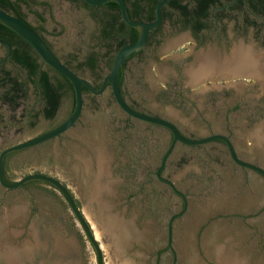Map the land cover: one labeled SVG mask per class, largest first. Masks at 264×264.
<instances>
[{
	"label": "rangeland",
	"instance_id": "1",
	"mask_svg": "<svg viewBox=\"0 0 264 264\" xmlns=\"http://www.w3.org/2000/svg\"><path fill=\"white\" fill-rule=\"evenodd\" d=\"M28 2L26 18L34 26L40 25L36 14L45 18L43 35L53 53L92 84L102 82L110 70L108 59L115 54L114 45L99 36L102 11L84 8L75 0ZM169 27L165 23L157 33L158 43L123 67L125 101L172 121L187 138L224 134L240 159L264 168V149H254V131L264 123L260 85L232 77L231 84L242 85L214 89L183 79L176 55H185L189 43L184 40L181 47H169L173 36ZM89 57L96 59V68L85 64ZM10 71L16 78H25L17 67ZM24 89L25 96L15 108L0 105V148L47 132L70 116L73 98L69 93L63 94L54 115L46 118L36 88L25 81ZM174 95L183 98L170 101L168 96ZM170 139L164 129L128 120L110 90L101 97L84 94L82 116L74 129L16 154L8 165V177L14 182L42 173L61 181L90 225L103 264H172L167 224L182 210V199L155 176ZM98 155L103 158L101 172L96 167ZM161 174L185 194L189 205L185 215L172 222L176 264H221L208 241L210 232L220 229L232 239L233 254L242 252L248 264H258L264 253V179L260 175L233 165L225 147L217 142L198 148L178 146ZM212 201L230 202L236 210L214 212L208 207ZM0 213L1 232L8 229L14 238L9 245L15 250L23 247V252L2 249L0 258L21 256L19 264L24 260L29 264H97L92 244L63 196L52 187L38 183L10 191L0 186ZM111 219L121 220L128 231L136 232L137 238L127 242L124 250L114 245L108 230ZM28 248L35 250L31 256L25 253Z\"/></svg>",
	"mask_w": 264,
	"mask_h": 264
},
{
	"label": "water",
	"instance_id": "2",
	"mask_svg": "<svg viewBox=\"0 0 264 264\" xmlns=\"http://www.w3.org/2000/svg\"><path fill=\"white\" fill-rule=\"evenodd\" d=\"M83 1L86 4L90 6H94V7L104 5L107 2L117 3L120 8L121 20L124 23H126L128 26L137 29L139 32V36L136 41L127 43L117 50L114 56L113 64L108 74H106L103 77L101 85L98 89H95L93 84L89 80L79 76L70 67L64 64L53 53V51L48 47V45L44 42V40L37 34V32L33 28H31L29 25H27L25 22H23L19 18L13 16L12 14L0 8V24L9 28L14 33H16L19 37H21L24 41H26L35 51L37 56L40 58L41 62L44 65L50 67L53 71H55L56 73H58L65 79H67L71 83L73 90H74V109H73V112L70 114V116L64 122H62L61 124H59L58 126L54 127L53 129L47 132H44L30 139L13 144L12 146L5 148L0 153V186L10 191H16L29 182L38 181V182L46 183L50 187L59 191L60 194L65 199V201L67 202V204L69 205V208L72 210L73 214L75 215L86 237L92 244L96 252L97 264H103V253L100 248V245L96 241V238L94 236V233L92 232L90 225L86 221L82 211L76 204L68 188L58 179L52 176H49V175L42 174V173L29 174V175L22 177L21 179L17 181L8 183L4 180L2 162H3L4 156L10 152L25 150L31 147L39 146L41 144L52 141L64 134L71 132L82 116V112L84 108L83 89H86L90 95L96 96V97H101L105 94L107 90H110L113 101L115 105L117 106L118 110L122 114H124L127 118L134 120L136 122L142 123V124H149V125H153L156 127H160L166 130L170 135L171 141L166 146L165 150L163 151L160 163L158 165V168L155 171V176L157 177L158 180L169 185L171 190L174 193H176L178 196L182 197L184 201L183 209L180 210L179 212L174 213L169 218L168 224H167V244H168L169 250L173 254L172 264H176V252L174 251L171 245L172 222L174 219L185 215L189 205H188V201L186 199L185 194L182 191H180L171 180L161 175V172L163 171L167 161L169 160L174 150L178 146H183L185 148H191V147L196 148V147H202L204 145H207V144H210L216 141H220L226 145L228 156L230 160L233 162V164H235L236 166L251 170L254 173L260 175L263 179H264V168H262L261 166L257 164L240 159L236 153L234 144L232 143L231 139L224 134L215 133V134L205 135V136H202L196 139L187 138L181 133L178 126L174 124L172 121L166 118L160 117V116L139 112L133 109L132 107H130L128 103L125 101L122 95V92H121V88H120L119 73L121 69L124 67V63L126 59L132 53L141 51L146 45L150 32L156 29L161 24L162 22L161 10L167 4L169 0H159L158 1L155 7V18L153 21H149V22L130 19V17L128 16V9H127L125 0H83ZM186 71L187 69L185 70V76L186 78H188ZM232 77L243 78V79L248 78V79L253 80L254 83L258 84L253 76L246 74V73L239 74V75L232 76ZM232 77H229V76L226 77V81H229ZM259 91L261 93H264V91H262L260 88H259ZM260 134L261 136H260L259 141L255 139L254 137V140H255L254 149L262 152L264 149V129ZM94 151L95 153H97L96 151L98 150L95 149ZM96 160H97L96 167L98 171L99 172L103 171L104 166L98 161L97 158ZM95 192L99 194L100 190H98V187L95 188ZM208 207L210 208V210H213L214 212L219 211V210L221 212L236 210L235 205L233 206L230 202L218 203V202L212 201L211 203H209ZM112 220L119 223V227L121 228L120 229L121 231L118 230L119 228H115V229L118 230L117 232L119 233V235H122V236L126 235V239L128 243L129 241H132L135 238H137L136 232H134L132 229L128 231V229L125 227L126 224L124 222H122L121 220H117V219H111V223H113ZM262 239H263V244H264V233H263ZM236 254L237 255L241 254L240 256H243L242 252H239ZM214 256L217 262L221 264H229V263H226L220 260L217 254H214ZM262 256L264 257V253H260V260L261 259L264 260ZM260 260L258 261V264L261 263Z\"/></svg>",
	"mask_w": 264,
	"mask_h": 264
},
{
	"label": "flooded vegetation",
	"instance_id": "3",
	"mask_svg": "<svg viewBox=\"0 0 264 264\" xmlns=\"http://www.w3.org/2000/svg\"><path fill=\"white\" fill-rule=\"evenodd\" d=\"M170 1L173 2V4H169L168 1L167 4L162 8V22L156 29L150 32L146 45L142 50L158 43L157 33L161 31L165 23H168L170 25L169 30L173 34L169 47H181L183 46L181 43L184 40H187L189 43L186 51L187 55H176L178 63L181 64V68H183L181 72L183 79H186L185 70L191 68L192 65L193 67H197L199 61L201 59L203 60L206 55L207 57H211V60H213L214 64L217 66L225 63L227 60L231 61L233 48L240 44L251 47L255 54L257 52H261L264 55V0ZM10 2L12 5L6 7L5 10H2L12 14L17 18H20V20L33 28L51 49L43 35V32L45 31V27L43 26L45 18L41 14H36L40 25L34 26L30 24L26 18L25 8L29 6L28 0H10ZM32 3L34 2L32 1ZM79 4L81 5L82 3ZM185 10L187 11L186 13ZM0 34V48L2 50V54L0 55V105H3L1 96L5 88L2 86V83L4 80L9 81L8 78H6L7 74H9L11 77H14L10 71L12 68L17 67L25 74V78H17L18 81L23 84L22 91L19 92L20 97L17 102L25 96V81H27V83H31V85L35 87L36 79L34 82L28 79L26 69L13 57V51L18 48L21 55L29 56L32 59L36 57V54L32 47L17 34H11L5 30H2ZM216 61H218V63ZM38 62L40 63V68L41 66H45L41 62L40 58L38 59ZM214 77L215 76H211V78L201 77L195 82L204 86H216L214 89H234L235 86L242 85V83L231 84L230 80L226 81V77L222 78L221 76L219 77V75H216L215 78ZM253 84L254 86L258 87V84L254 82ZM38 94L39 101L42 102L40 92ZM262 95L264 99V93ZM1 129H3L2 126H0V141L2 140ZM221 144L227 151L226 145L223 142ZM12 145L13 144L0 148V153L5 148H8ZM21 151L23 150L10 152L3 158V176L4 180L8 183L12 182V180L8 177V165L12 161L13 157H15V155ZM228 160L233 164L229 156ZM160 182L164 183L162 181ZM180 198L182 199L183 209L184 201L182 197ZM1 231L2 230L0 229V244L3 247L0 248V251H2V249L5 251H9L11 249L15 250L13 249V245H9L10 242L13 243L14 241V238L11 237L12 234L10 231L8 229L6 230V233H2ZM261 244L264 248L263 239L261 240ZM15 251L23 252L22 245ZM23 264H29V261L27 262L24 260Z\"/></svg>",
	"mask_w": 264,
	"mask_h": 264
},
{
	"label": "trees",
	"instance_id": "4",
	"mask_svg": "<svg viewBox=\"0 0 264 264\" xmlns=\"http://www.w3.org/2000/svg\"><path fill=\"white\" fill-rule=\"evenodd\" d=\"M75 1L78 3H82L81 5L84 8L102 11L101 15H99V21H100V30H99L100 35L99 36L103 41L111 42L114 45L115 54L117 50L121 48L122 46H124L125 44L134 42L138 39V36H139L138 30L128 26L126 23H124L121 20L120 8L117 3L107 2L104 5L94 7V6H90L86 4L82 0H75ZM158 1L159 0H125L127 4V9H128V16L132 20L146 21V22L153 21L155 18L154 10H155V7ZM170 3L173 4V2L169 0V4ZM11 5L12 3L10 2V0H0L1 9L5 10L6 7L11 6ZM186 12L187 11L185 10V13ZM2 30L10 32L11 34H16L9 28L0 24V32ZM142 51L132 53L126 59L124 66L130 58L139 55L140 53H142ZM13 52H14L13 57L18 62H20L22 66L26 69L28 79L32 82H34V80L36 79L35 88L38 91V93L40 92V96L42 99L41 100L42 101L41 102L42 103V113L44 117L51 118L54 115V113L56 112L59 106L60 99L65 93H69L73 98V107L71 110V113H72L74 109V90H73L71 83L67 79H65L64 77H62L61 75H59L58 73H56L55 71H53L50 67L46 65L43 67L41 66L40 68L39 67L40 63L38 62L39 57L37 56L36 53H35L36 57L32 59L29 56L21 55L19 53L18 48H16ZM115 54L108 59L107 66L109 69L111 68L113 64ZM85 64L89 68L94 69L96 68V59L94 57H89L87 61L85 62ZM6 78H8L9 81L4 80L2 83V86L5 89L1 96V101L3 105H7L8 107L13 109L17 106V100L20 97L19 92L22 91L23 84L20 83L16 77H11L9 76V74H7ZM119 82H120L121 92L123 95V90H122L123 89V68L121 69L119 73ZM100 85H101V82L97 84H93L95 89H98ZM83 93L89 94V92L86 89H83ZM180 97L183 98L181 95H174V98L168 96L170 101L171 100L174 101ZM128 105L132 107L133 109L139 112H142L134 108L132 105L130 104ZM128 120H131V119L128 118ZM145 125H147L148 127L160 128V127H156V126L149 125V124H145ZM216 142L222 143L220 141H216ZM191 148H195V147H191ZM38 183L41 184L42 182H38V181L29 182L25 184L24 187L29 184H38ZM42 184L48 185L46 183H42ZM161 252L162 251H159L158 255L161 254Z\"/></svg>",
	"mask_w": 264,
	"mask_h": 264
},
{
	"label": "bare ground",
	"instance_id": "5",
	"mask_svg": "<svg viewBox=\"0 0 264 264\" xmlns=\"http://www.w3.org/2000/svg\"><path fill=\"white\" fill-rule=\"evenodd\" d=\"M263 57L264 55L261 52L260 53L257 52L255 54L252 51L251 47L240 44L237 47L233 48L231 61L230 60H227L226 62L224 61L225 63H222L218 66L214 64L213 60H211V57H207L206 55V57L203 60L201 59L199 61V64L197 67L195 66L193 67L192 65V67L186 71L187 76H188V81L195 82L201 77L211 78V76L216 77V75H219V77L221 76L223 78V77H227L228 75H233V74L237 75V73L238 75L246 73V74L253 76L254 79L257 81L258 85H260L262 91H264V62H263L264 58ZM216 62L218 63V61ZM263 129H264V123H262L261 126L257 130L254 131V134L256 133L255 136H257L255 139H257L258 141L260 140V136H261L260 133L263 131ZM97 159L101 164L103 163V158H100L99 155ZM112 222L113 223L110 224L111 227L108 230H110L111 234H113L112 238H113L114 245L121 247V250H122L123 248H125L128 242L126 239V235H124L125 236L124 237L122 235H119V234L117 235L116 233H114L115 228H119L118 230H120L121 228L119 227V223H117L114 220H112ZM222 230L223 229L214 230V231L210 230L211 237H210V240L208 239V241L213 243L215 247V254L218 255L220 260L226 263H229V264H248L249 263L248 258L246 259L245 257L238 256L237 254L235 255L231 252V246H232L231 240L232 239L229 236L224 237L223 235L224 230L223 231ZM97 233L98 235H100L99 232ZM207 237L209 236L206 235V239ZM220 239H223L224 242L217 243V241H220ZM205 241L207 242V240ZM33 251L35 250L33 249ZM33 251L32 249L28 248V251L25 253H28L31 256V254H33ZM20 257L9 255V256L0 258V264H19V262L22 263V261L20 260ZM190 260L192 263H194L193 257H190Z\"/></svg>",
	"mask_w": 264,
	"mask_h": 264
}]
</instances>
